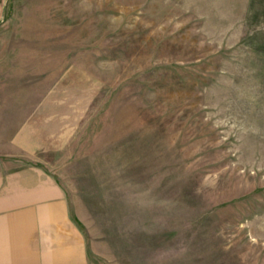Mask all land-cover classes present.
<instances>
[{
  "label": "rangeland",
  "instance_id": "1",
  "mask_svg": "<svg viewBox=\"0 0 264 264\" xmlns=\"http://www.w3.org/2000/svg\"><path fill=\"white\" fill-rule=\"evenodd\" d=\"M0 103L64 202L0 264H264V0H6Z\"/></svg>",
  "mask_w": 264,
  "mask_h": 264
},
{
  "label": "crops",
  "instance_id": "2",
  "mask_svg": "<svg viewBox=\"0 0 264 264\" xmlns=\"http://www.w3.org/2000/svg\"><path fill=\"white\" fill-rule=\"evenodd\" d=\"M0 0V18L4 3ZM25 115L19 104L0 103V232L24 223L26 208L64 206L55 180L44 170L27 165ZM60 204V205H59ZM2 237V236H1Z\"/></svg>",
  "mask_w": 264,
  "mask_h": 264
}]
</instances>
